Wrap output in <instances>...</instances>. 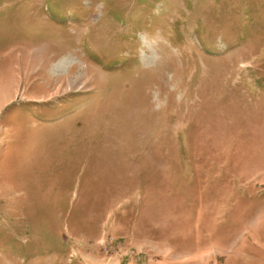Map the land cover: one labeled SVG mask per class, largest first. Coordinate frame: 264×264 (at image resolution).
<instances>
[{"label": "rangeland", "instance_id": "1", "mask_svg": "<svg viewBox=\"0 0 264 264\" xmlns=\"http://www.w3.org/2000/svg\"><path fill=\"white\" fill-rule=\"evenodd\" d=\"M0 264H264V0H0Z\"/></svg>", "mask_w": 264, "mask_h": 264}, {"label": "bare ground", "instance_id": "2", "mask_svg": "<svg viewBox=\"0 0 264 264\" xmlns=\"http://www.w3.org/2000/svg\"><path fill=\"white\" fill-rule=\"evenodd\" d=\"M63 61V60H62ZM65 61V60H64ZM60 63V62H59Z\"/></svg>", "mask_w": 264, "mask_h": 264}]
</instances>
